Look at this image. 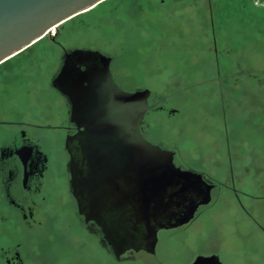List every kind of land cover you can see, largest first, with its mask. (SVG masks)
I'll list each match as a JSON object with an SVG mask.
<instances>
[{
  "label": "rangeland",
  "instance_id": "rangeland-1",
  "mask_svg": "<svg viewBox=\"0 0 264 264\" xmlns=\"http://www.w3.org/2000/svg\"><path fill=\"white\" fill-rule=\"evenodd\" d=\"M263 10L264 0H107L0 65L5 117L12 104L57 108L51 77L63 49L113 57L122 86L151 92L147 135L218 185L188 229H162L155 255L126 264H190L203 251L223 264H264V29L255 26ZM101 264L125 263L102 249Z\"/></svg>",
  "mask_w": 264,
  "mask_h": 264
},
{
  "label": "water",
  "instance_id": "water-1",
  "mask_svg": "<svg viewBox=\"0 0 264 264\" xmlns=\"http://www.w3.org/2000/svg\"><path fill=\"white\" fill-rule=\"evenodd\" d=\"M105 1L0 0V65ZM111 61L99 51L76 49L53 83L69 98L80 129L68 140L75 194H87L91 204L102 201L103 207L113 200L120 257L129 241V248L139 242L136 249L155 252L159 230L191 221L211 201L213 185L178 167L173 151L144 137L151 92L121 88ZM194 264L223 263L213 255L199 256Z\"/></svg>",
  "mask_w": 264,
  "mask_h": 264
},
{
  "label": "flooded vegetation",
  "instance_id": "flooded-vegetation-1",
  "mask_svg": "<svg viewBox=\"0 0 264 264\" xmlns=\"http://www.w3.org/2000/svg\"><path fill=\"white\" fill-rule=\"evenodd\" d=\"M209 9L215 30V6L212 2ZM225 11L221 14L229 21L232 15ZM256 18L255 26L264 29V10ZM74 50L63 49L56 73L51 77L53 86L54 79L65 64L66 55ZM111 58L114 80L129 91L117 81ZM54 89L61 97L56 109L52 110V104H47L45 108L38 109L41 112L38 115L35 112L37 109L20 112L12 104L7 116L0 115V264H101L102 249L112 261L125 264L137 261L141 253L155 255L162 229L158 232L155 252L148 251L144 246L136 249L139 242L129 248V241L124 244L125 252L118 257L115 239L119 218H116L112 196V202L103 207L102 201L91 204L87 194H75L77 190L72 185V153L68 140L76 136L80 129L73 118L69 98L55 86ZM150 98L151 94V108L141 126L144 137L173 151L178 167L201 174L205 182L213 185L211 201L201 205L191 221L174 228H163L183 233L212 204L218 185L204 171L182 163L176 149L147 135L146 119L154 109ZM213 255L219 256L203 251L190 264H194L199 256Z\"/></svg>",
  "mask_w": 264,
  "mask_h": 264
},
{
  "label": "bare ground",
  "instance_id": "bare-ground-1",
  "mask_svg": "<svg viewBox=\"0 0 264 264\" xmlns=\"http://www.w3.org/2000/svg\"><path fill=\"white\" fill-rule=\"evenodd\" d=\"M56 30V29H55Z\"/></svg>",
  "mask_w": 264,
  "mask_h": 264
}]
</instances>
